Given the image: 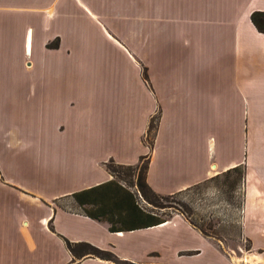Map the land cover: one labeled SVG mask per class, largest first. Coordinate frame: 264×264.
I'll list each match as a JSON object with an SVG mask.
<instances>
[{
    "label": "crops",
    "instance_id": "obj_1",
    "mask_svg": "<svg viewBox=\"0 0 264 264\" xmlns=\"http://www.w3.org/2000/svg\"><path fill=\"white\" fill-rule=\"evenodd\" d=\"M59 1L67 2L58 7L64 10L62 13H65L66 17L53 20L55 23L52 25L53 28H50L51 32H46L44 28L41 30L42 38H60L58 49H46L44 41L38 44L34 36L37 37L35 32L39 33V30L34 31L32 27L28 30L25 19L24 24L19 25L16 30L13 26L0 30V33H4L6 37L17 31L15 40L19 42L17 47L20 48L21 53L16 58L3 59V61L10 67L25 71L30 76L43 73L42 77L52 73L57 74L55 77L60 80L64 75L61 72L66 69L60 56L68 52L69 44L73 42L72 28H76L80 23H91L101 31L104 40L112 45L120 56L117 57L119 64H110L113 67L114 79L112 90L116 92L122 104V112L126 115H134L141 122L139 139L144 149L135 159L127 158L122 154H109L106 151V144L100 143V148L94 147L96 139L69 136V128L64 122L52 121L43 127L42 131L45 140L43 142L52 161L48 160L47 164H44L42 172L29 174L26 133L23 127L19 129L18 126L10 125L3 129L0 132V264H72L73 257L67 250L64 239L73 243L86 242L101 250H108L113 246L120 259L133 263L140 262L141 258L149 254L148 251L137 258L128 254L123 255L119 252L116 242L110 241L109 238L126 241L138 235L163 233L182 227L184 220L174 217L156 227L111 233L108 224L89 219L78 211H70L61 204L68 199L74 205L71 198L73 193L114 180L106 167L109 161L113 160L118 165L135 166L140 157L148 153L150 160L147 182L155 193L162 196L184 194L200 184L222 176L232 168L237 166L243 168L240 222L223 221L222 223L228 227L218 238L219 240L243 238L247 235L245 226L254 223V218L259 221L262 218L261 223H264V114L262 113L264 34L258 32L251 22V14L255 10L264 11V0H255L251 8H243L244 12L239 14H226L223 11L224 15L237 17L239 21L236 18L220 25L224 40L220 42L222 45L216 56L218 62L222 59V63L229 62L232 66L230 72L234 82L231 104L234 105L236 102L238 105V100L243 101L247 110L243 121L238 119L240 115L238 118L234 115L236 121L232 124L227 122L222 124V131L226 137L229 133V141L223 138L221 144L210 137L207 145L203 128H193L191 125L188 118L189 106L192 105L196 109L195 114L200 121L206 116L215 113V117L228 110L215 107L216 102L213 104L206 102L203 95L207 72L210 71L215 75V70L206 63V59H203V56L209 53L211 44H208L207 48L203 44L193 46L184 37L185 34H191L196 41L202 42L204 29L194 33L190 30L189 21L183 22L181 16L176 14L172 15V18L166 16L164 22L161 13L158 12L157 15L150 13V5L142 0L132 7L135 17L125 16L130 19L123 23L117 21L119 14L105 11L104 18H111V29L107 30L100 24L103 16L95 12L92 5L94 0ZM141 13L148 15L145 17L150 20L153 16L152 20L156 24L144 22L140 19ZM158 20L161 22L159 23ZM3 36L2 34L0 38L2 39ZM225 38L231 40L229 44ZM146 43L148 54L158 55L159 61L156 62L163 64L162 72H158L159 77L154 84L158 100L155 99L152 91L140 84L139 55L142 44ZM1 44L4 47L2 41ZM226 44L229 48H226ZM184 48H190L193 57L189 58ZM256 51L259 55L257 62L254 61ZM28 56L32 57L31 62L26 61ZM156 56L154 57L157 59ZM226 57H229V61ZM21 64L22 66H19ZM69 68L78 69L80 64L72 63ZM173 70H175L174 75H172ZM196 70L199 71L197 74L199 82L193 78ZM248 72L250 75L244 80L243 75ZM78 74L82 77L85 72H75L74 75ZM19 78L21 75L16 79ZM10 88L8 95L17 97L18 84L16 86L11 84ZM225 100H228L227 95H224L223 104ZM157 108L161 115L154 147L150 152L144 144V139L150 119ZM212 108L216 111H212ZM252 108L257 113L255 116L252 115ZM250 109H252L251 113L247 114ZM231 130H233V140ZM171 132L176 135H172ZM168 137L171 139L167 140ZM232 141L235 148L231 146ZM131 191L134 192L132 189ZM231 224L241 225L240 228L238 227L239 231L229 227ZM185 229L200 233L187 226ZM93 231L96 239L90 237ZM99 237L107 241L98 243ZM85 258L76 264H103Z\"/></svg>",
    "mask_w": 264,
    "mask_h": 264
},
{
    "label": "rangeland",
    "instance_id": "obj_2",
    "mask_svg": "<svg viewBox=\"0 0 264 264\" xmlns=\"http://www.w3.org/2000/svg\"><path fill=\"white\" fill-rule=\"evenodd\" d=\"M141 2L142 0H94L92 5L95 12L99 16H103L101 26L110 30L111 18H104L105 11L119 14L120 17L117 18V21L123 23L130 19L125 16L135 17L132 7ZM143 2L150 5V13L157 15L160 12L164 22L166 16L172 18V15L176 14L181 16L183 22L189 21L190 30L194 33H199L201 29H204L202 42L196 41L191 34H185L184 37L193 46L203 44L207 48V45L211 44V48L207 49L209 53L203 56V59H206V63L212 66L215 75L210 71L207 72L208 76L203 85V95L206 102L210 104L216 102L215 107L223 108L228 112L225 111L215 117L214 113L200 121L195 114L197 113L196 109L190 105L188 118L193 128H203L206 145L210 137L215 138L221 144L223 138L225 141H229V133L226 137L222 131V124L224 122L232 124L236 121L234 115L237 118L240 115L241 117L238 119L243 121L247 107L243 101L239 102V100L238 105L236 102L234 105L231 104L234 82V77L230 72L232 66L229 62L222 63V59L218 62V56H216L222 45L220 42L224 40L222 39L223 34L220 32V25L227 24L228 21L237 18L224 15L223 11L226 14L242 13L244 12L242 9L251 8L255 0H143ZM65 3L67 2L59 0H0V30L10 26L16 30L27 19L28 30L32 28L34 31L39 30V33L35 32L37 37L34 36L38 44L44 41L46 49H58L60 38H42L41 30L44 28L46 32H51L50 28H53L52 25L55 23L53 20L66 17L64 16L65 13H62L64 10L58 8L59 5ZM145 16L148 15L141 13L140 19L149 24H156L152 20L153 16L151 17L152 21ZM237 20L239 21V18ZM158 22L161 21L158 20ZM72 31L74 38L72 39L73 42L69 44L71 47H69V53L66 51L64 55L60 56L61 62L66 68L64 72H61L64 75L60 80L55 77L57 74L49 73L41 77L43 73L40 75L35 73L30 76L25 71H19L13 66L10 67L3 59L16 58L21 54L20 48L17 47L19 42L15 40L18 35L17 31H13L7 37L2 33L4 35L3 40L0 38V132L10 125L18 126L19 129L23 127V131L26 133L29 174L37 171L42 172L44 164H47L48 160L52 161V157L47 152L43 142L45 140L42 132L43 127L52 121L64 122L69 128V136L96 139L94 147L100 148V143L106 144V151L109 154H122L127 158L135 159L144 149L139 139L141 122L134 115H126L122 112V104L116 96V92L112 90L114 79L112 77L113 67L110 64L120 63L117 58L120 57L118 52L104 40L101 31L89 22L80 23L76 28H72ZM2 34L0 33V37ZM225 40L228 39L225 38ZM229 40L227 41L228 44L230 43ZM65 44L67 45V41ZM228 44H226V48H229ZM146 45L147 43L142 44L139 55L141 58L139 66L140 84L152 91L153 96L158 100L159 97L154 84L159 77L158 72H162L163 64L156 62L159 61L158 55L148 54L149 49L148 47L145 48ZM184 50L189 58L193 57L190 48H184ZM257 55L256 51V57H254L256 62L259 58ZM152 57L155 60L149 59ZM226 59L229 61V57ZM26 61L31 62L32 57H26ZM75 62L80 64V68L70 69V64ZM260 66L262 67V65ZM217 70L219 73L216 72ZM80 71L85 72L82 77L79 74L74 75L75 72L80 73ZM198 73L199 71L196 70L193 78L199 82ZM174 74L175 70H173L172 75ZM18 75H21V78L16 79ZM246 75H243L244 80L249 77L250 73L248 72ZM11 84L15 86L18 84L17 97L8 95ZM224 95L228 96V100L231 99L224 101L226 105L223 104ZM252 109V115L255 116L257 113L254 108ZM252 109L247 114H250ZM212 111L216 110L212 108ZM262 113L264 114V109ZM160 115L161 113L157 108L154 116H159L160 119ZM232 131L231 139L233 140ZM171 134L176 135L173 132ZM170 139L168 137L167 140ZM236 142L238 145L237 140ZM231 146L235 148L233 141ZM225 183V178L220 176L203 183L198 188L194 187L184 194L168 196L160 200L162 205L168 207L165 209H154L140 200L142 207L153 210L155 214L161 217L181 218L185 222L178 229L163 233L138 235L126 241L109 238L110 241L116 242L119 252L123 255L128 254L137 258L148 251L149 254L141 258L140 262L133 263L120 259L112 246L105 250L108 252L105 259L84 256L80 259H73L72 264L86 259L85 257L103 264H257V257L263 256L264 258V223H261L262 218L260 221L254 218V223L246 225L247 235L241 239H218L228 227L222 222H240L242 213V183L236 191H231ZM131 189L136 193L135 188ZM180 204H185L192 214L184 213ZM61 205L70 211H78L68 199L64 200ZM186 226L189 229H196L200 233L186 230ZM229 227L235 228V231L238 232V227L240 228L241 225L231 224ZM90 237L96 239L94 231ZM98 240V243L107 241L100 237ZM245 259H252V262H246Z\"/></svg>",
    "mask_w": 264,
    "mask_h": 264
},
{
    "label": "trees",
    "instance_id": "obj_3",
    "mask_svg": "<svg viewBox=\"0 0 264 264\" xmlns=\"http://www.w3.org/2000/svg\"><path fill=\"white\" fill-rule=\"evenodd\" d=\"M251 22L258 32L264 34V11H254L251 14ZM158 121L159 116L150 119L144 139V144L150 152L154 147ZM149 160L150 154L148 153L141 156L135 166L118 165L113 160L109 161L106 167L114 180L71 195L78 212L89 219L108 224V230L111 233L147 229L169 221L171 216L161 217L155 214L153 210L143 208L139 202L141 200L154 209L168 208L160 203V200L168 196L155 193L148 185ZM222 176L225 178V184L228 188L231 191H236L243 181L244 170L242 167L237 166L228 170ZM200 185L196 187L198 188ZM131 188H135L136 193L132 192ZM180 206L184 209V213L187 215L192 214L185 204H180ZM203 234L207 235L204 232ZM64 243L73 259H80L84 256L105 259L108 254L107 251L98 249L86 242L73 243L64 239Z\"/></svg>",
    "mask_w": 264,
    "mask_h": 264
},
{
    "label": "bare ground",
    "instance_id": "obj_4",
    "mask_svg": "<svg viewBox=\"0 0 264 264\" xmlns=\"http://www.w3.org/2000/svg\"><path fill=\"white\" fill-rule=\"evenodd\" d=\"M256 260H258V263L257 264H264V258H263V256L262 257H257V259ZM243 261V260H242ZM245 261L246 262H252V259L251 260H249V259H245ZM254 263V262H253ZM251 264V263H250Z\"/></svg>",
    "mask_w": 264,
    "mask_h": 264
}]
</instances>
